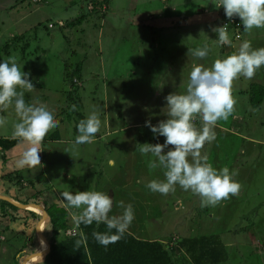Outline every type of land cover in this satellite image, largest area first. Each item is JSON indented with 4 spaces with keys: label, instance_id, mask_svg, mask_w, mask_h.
I'll return each mask as SVG.
<instances>
[{
    "label": "rangeland",
    "instance_id": "obj_1",
    "mask_svg": "<svg viewBox=\"0 0 264 264\" xmlns=\"http://www.w3.org/2000/svg\"><path fill=\"white\" fill-rule=\"evenodd\" d=\"M91 1L0 0V62L15 56L35 85L34 91H25L26 103L39 101L54 107L56 118L65 123L59 138L52 136L56 128L45 136L37 168H21L17 164L20 158L14 159L12 166L26 181V190L45 191L54 202L57 196L64 199V192L96 190L110 195L113 191L116 200L109 216L123 213L120 201L131 204L134 219L128 230L141 239L167 242L186 234H218L226 259L217 264H264V99L258 108L250 101L255 84L264 89V66L252 79L240 76L233 81L235 111L227 120L218 121L216 139L202 149L216 169L238 171V195L216 206L201 207L199 195L179 185L167 195L152 192L147 184L163 180L164 169H150L148 162L155 157L138 149L144 143L162 144L166 137L153 133L146 122L157 125L168 118L165 98L186 91L193 66L210 67L215 58L232 54L228 44L225 48L213 44L218 38L213 28L223 21L225 11L223 6L216 7L219 0H106L103 7L107 12L100 17L90 12ZM198 6L205 10L198 13ZM193 13L198 14L185 22L183 15ZM84 14L81 23L59 25ZM240 28L234 52L245 39L253 48H264V28L244 33L242 25ZM231 30L228 32L234 37ZM16 35L23 38L13 39ZM11 41L9 49L1 47ZM205 42L211 47L205 59L188 54L189 48L202 47ZM77 66L82 67L81 81L73 84L68 74L74 75ZM73 105L75 110H70ZM94 109L102 121L95 141L76 144L79 121ZM0 116L7 118V124L0 127V141L8 135L5 145L11 143L16 149L24 144L13 136L18 117L10 111L0 112ZM196 124L202 126L199 119ZM173 147L169 145L164 152ZM9 172L15 171L5 173ZM60 203L56 208L62 209ZM32 222V227L37 224ZM21 227L14 234L29 248L31 241L24 240L33 230ZM10 232H5L8 237ZM12 241L14 247L16 241ZM38 246L42 249L39 242ZM13 247L0 244L5 256ZM19 250L24 255L27 252ZM179 257L178 263L184 264Z\"/></svg>",
    "mask_w": 264,
    "mask_h": 264
},
{
    "label": "clouds",
    "instance_id": "obj_2",
    "mask_svg": "<svg viewBox=\"0 0 264 264\" xmlns=\"http://www.w3.org/2000/svg\"><path fill=\"white\" fill-rule=\"evenodd\" d=\"M215 4L217 8L223 6L228 18L238 16L245 31L264 28V0H219ZM213 31L218 33L214 45H231L227 24L215 27ZM210 51V45L205 42L202 47L189 48L188 54L203 60ZM261 66H264V48H253L249 41H244L237 51L222 59L217 58L210 67L203 64L193 66L186 91L170 93L165 98L168 118L157 125L146 122L153 133L166 137L164 143H144L138 149L143 155L151 153L155 157L148 162L150 169H164L163 180L153 179L147 184L152 192L167 195L179 185L183 190L199 195L201 207L216 206L222 200L238 195L241 189V183L235 179L238 171H230L228 167L216 169L208 156L202 154V149L216 139L218 121L227 120L235 111L237 101L233 95V81L240 76L252 79ZM29 76L30 73L21 70L15 56L0 62V112L14 109L19 122L13 125V136L28 145L17 162L21 168H35L41 164L44 138L60 123L54 107L39 101L26 103L25 91L35 90ZM75 108L73 105L70 110ZM197 119L202 126L197 127ZM6 124L7 118L0 116V127ZM101 126L100 112L94 109L79 121L75 143H93ZM169 145L174 147L165 153L164 149ZM62 195L67 202L66 210H80L69 212L76 224L95 222L107 226L108 232L93 233L101 245L108 246L119 240L134 219L133 206L125 205L123 201L119 202L123 213L109 216L115 198L108 192L88 190ZM113 229L115 234H110ZM76 243L80 245L82 240Z\"/></svg>",
    "mask_w": 264,
    "mask_h": 264
},
{
    "label": "trees",
    "instance_id": "obj_3",
    "mask_svg": "<svg viewBox=\"0 0 264 264\" xmlns=\"http://www.w3.org/2000/svg\"><path fill=\"white\" fill-rule=\"evenodd\" d=\"M97 1L99 2V0L91 1L92 9L90 12L97 13L100 17H103L107 12V9L103 7V5L105 6L106 0H100L102 4H98ZM86 16L87 14H84L77 19L65 21L59 25L62 27L67 25L72 26L76 23L83 22ZM221 16L223 21L228 19L225 12H222ZM233 18L236 21L240 20L238 16ZM22 38V35L13 37L15 40ZM232 38L234 40V37ZM12 42H7L1 47L9 49V45ZM16 42L18 43V41ZM222 47L226 46L223 45ZM81 69V66H77L74 75L68 74L71 76L73 84H80ZM255 85L253 86L255 88L250 92V95L252 93L250 101L253 107L258 108L264 99V89L259 84ZM70 99H73V97H70ZM76 102L78 103L77 100ZM1 179L13 183L16 186L15 189H23V177L20 176L17 170L15 172L4 173L1 175ZM17 197L15 200L21 203L41 205V201L37 199L31 200V197L29 198L27 196H21L19 199ZM44 204L46 212L50 216L49 224L44 231V235L49 241L50 251L46 259L40 264H179V256H181L184 264H217L226 259L225 248L220 242L218 234H207L203 236H190L186 234L183 237H171L173 239L166 242L157 239H141L134 232L127 231L115 243L104 246L93 235L94 232H108L107 226L104 223L96 224L93 222L91 225H85L83 223L76 224L75 221H71L72 216L70 217L69 215L70 210H66L63 205L59 206L60 208L62 207V210L56 208L58 206L57 202L51 203L47 200ZM26 211L6 200L0 199V216L9 219L12 225L10 228L15 229V226L19 227L21 222H28L27 214L25 215ZM27 212L32 214V218L35 221L42 218L35 211L29 210ZM69 230H74L76 233L67 234V236L63 235L64 231L68 232ZM110 234H115V229ZM29 240L31 241V247L38 245L37 225L34 233L29 236ZM78 240H82L80 245L76 243ZM45 245L47 246V244ZM20 252L17 256V264H19L18 260L23 255Z\"/></svg>",
    "mask_w": 264,
    "mask_h": 264
},
{
    "label": "crops",
    "instance_id": "obj_4",
    "mask_svg": "<svg viewBox=\"0 0 264 264\" xmlns=\"http://www.w3.org/2000/svg\"><path fill=\"white\" fill-rule=\"evenodd\" d=\"M108 3H107V7H108ZM197 12L198 13H201V12H203L205 9L204 8H202V6H198L197 7ZM215 10V9H214ZM213 10V11H214ZM198 13H193V14H191L190 16H186V15H183V16H185L184 17V21L186 22V21H189V19L190 18H192V16H195L196 14H198ZM211 13V12H210ZM163 15H168V12L167 13H165V14H163ZM159 17H161L162 18V15H159ZM60 22V21H59ZM215 22H217V21H215ZM218 22H220V24H222V22L223 21H218ZM242 22V21H241ZM61 23V22H60ZM190 24V23H189ZM206 25H207V23H206ZM242 26H243V30H242V32L244 33V25H243V23H242ZM231 30V29H230ZM232 31V30H231ZM240 31H241V29H240ZM233 32V31H232ZM228 34H229V38H231L232 40H231V45H229V46H231V49H232V53L234 52V48L236 47V42L238 41V40H233V38H232V36H231V33L230 32H228ZM240 40V39H239ZM244 41H247L246 39L244 40ZM219 45L217 44V46H216V48L218 47ZM225 46H227V44L225 45ZM223 48H225V47H223ZM219 56H221V54L219 55ZM210 58H212V57H214V56H212V55H210L209 56ZM218 58V57H217ZM217 58H215V60L217 59ZM8 111H10V113L12 114V115H15L16 116V114H15V111H14V109H12V108H10ZM59 120H60V123H59V126L58 127H56V132L55 133H53L52 134V136H54V138H59V137H57L58 136V134H59V129H60V127H62V128H64L65 127V123H64V121H63V119L62 118H59ZM8 137V135H6V137L4 136H2V141H0V155L2 156H0V195H3V196H10L11 198H13V199H15L16 198V196H18L17 198L19 199L21 196H27V197H31V200H34V199H37V200H39V201H41V205H39L40 206V208H38V207H35L34 205H37V204H32V203H30V204H28L29 206H31V207H33V208H36V209H38V210H40V211H42V212H40V213H38V214H40V216H42V218L39 220V221H36L37 222V224H35V226H33L32 227V224H33V222L32 221H35V220H33V218H32V214H30L29 212H27V211H29V210H31V211H34V210H32L31 208H21V209H23L24 211H26V213H25V215L27 216V218H28V222H26V221H24V222H21L20 224H19V227H17V226H15V229L14 228H10V227H12V225H11V223L9 222V220L7 219V218H2L1 216H0V241L1 242H6V241H8L7 243H0V244H7L8 246H11V247H13V244H12V239H15V241H16V245H14V247H13V252L12 253H10L8 256H5L4 254H3V251H2V249L0 248V264H17V262H16V260H17V256L19 255V251H21L20 253H22L23 254V251L24 250H19L20 248L21 249H26V254L24 255H22V257H24V256H26L22 261L20 260H18L19 261V264H23L24 262H25V264H40V263H42L45 259H46V257H47V255H48V253H47V255H46V257L44 258V259H41V260H39V261H37L38 260V257H36V256H33L34 254L36 255V254H38V253H41V250H43L44 248H42V249H40L39 250V246L37 245V246H33V247H29V248H27L26 247V245H22V241H21V237H19V236H16L15 234H14V231L15 230H19L20 228H22L21 226H23L24 228H28V227H30V224H31V227H30V230H33L32 231V233L30 234V235H32L33 233H34V231H35V229H36V225H37V229H38V223L42 220V221H44L45 222V227L44 228H42L43 226H41V231L43 232V235H44V231H45V229H46V227L48 226V224H49V221H50V216H49V219L47 220L46 219V217L45 216H43V212L44 211H46V209H45V201L47 202V200H48V202H54V200H55V198L54 197H52V199H50L49 197H48V195L45 193V191H42V190H39V191H34V192H28L27 190H26V186L24 185V183H26V181H23V189H21V190H18V189H14V191L15 190H17V194H15V193H13L12 192V189H11V186H12V184H11V182H9V181H6V180H4V179H1V175H3L5 172H8L9 170L11 171H16L17 169L14 167L13 168V161H14V159L17 157V158H21L22 157V154H23V152L26 150V148L28 147V145L24 142V144H22L23 143V141L21 140V144L22 145H20L19 147H17L16 149H13V146H12V144L11 143H6V145L4 144V142H3V140L4 139H6ZM60 140V139H59ZM44 147V146H43ZM45 149V148H44ZM44 151V150H43ZM43 151L40 153V156H42L43 155ZM37 168V167H36ZM19 184H21V183H19ZM8 192H9V194H8ZM110 196H112V197H114L115 198V195H114V192L113 191H111V193H110ZM1 199V198H0ZM4 200V199H3ZM45 200V201H44ZM62 200H64V199H62V197H60V196H57L56 197V202L58 203H60V204H62L64 207H65V205L63 204V202H62ZM115 200H116V198H115ZM20 208V207H19ZM79 211V210H78ZM77 211V212H78ZM36 212V211H35ZM26 218V217H25ZM24 218V219H25ZM23 223V224H22ZM24 224H26V226H24ZM29 225V226H28ZM14 227V226H13ZM8 229H11V232H10V234H11V236L10 237H8V233L6 234L5 232L8 230ZM72 231V232H71ZM128 231H130V230H128ZM131 232V231H130ZM76 233V231H74V230H69L68 232L67 231H64L63 232V235H65V236H67V234H75ZM134 234H135V232H134ZM5 235L7 236V238L5 237ZM29 235V236H30ZM136 235V234H135ZM45 236V235H44ZM69 236V235H68ZM6 239V240H5ZM47 239V238H46ZM28 240H29V237L27 236L26 237V239L24 240L25 242L24 243H27L28 242ZM37 240H38V242L41 244V246H42V240H40V238L38 237V232H37ZM47 241H48V239H47ZM46 243V242H45ZM48 243H49V241H48ZM47 244V243H46ZM17 246H22V247H19L18 249L16 248ZM16 250H17V252H16ZM50 251V250H49ZM7 253H8V250L6 251ZM33 252V253H32ZM29 254V255H28ZM35 261V262H34ZM37 261V262H36ZM34 262V263H33Z\"/></svg>",
    "mask_w": 264,
    "mask_h": 264
},
{
    "label": "water",
    "instance_id": "obj_5",
    "mask_svg": "<svg viewBox=\"0 0 264 264\" xmlns=\"http://www.w3.org/2000/svg\"><path fill=\"white\" fill-rule=\"evenodd\" d=\"M0 198H1V199H4V200H6V201H8V202H10V203H12V204H14V205L20 207V208H27V209H28V208L31 207V206H29L28 204L21 203V202H19V201L13 199V198H11V197H8V196L0 195ZM34 206H37V207L40 208L39 205H34ZM43 216H45L47 220L49 219V214H48L46 211L43 212ZM42 220H43V219H42ZM42 220L38 223V229H37V232H38V237L40 238V240L46 242V243H47V246H45V248H44L43 250H41V253H38V254H36V255H35V254L33 255V256L38 257V260H37V261H39V260H41V259H44V258L46 257V255H47V253H48L49 250H50V245H49V243H48L46 237L43 235V232L41 231V226H42L43 224H45V222L42 221ZM46 224H47V223H46ZM46 224H45V225H46ZM46 243H45V244H46ZM37 261H36V262H37ZM23 264H25V262H24Z\"/></svg>",
    "mask_w": 264,
    "mask_h": 264
},
{
    "label": "built area",
    "instance_id": "obj_6",
    "mask_svg": "<svg viewBox=\"0 0 264 264\" xmlns=\"http://www.w3.org/2000/svg\"><path fill=\"white\" fill-rule=\"evenodd\" d=\"M224 22H226L225 24L228 25V30L233 28L234 31H233V36L235 39H238L240 38V26L242 25L241 24V20H237L234 19V18H228L226 19ZM224 22L221 24L222 26L225 25ZM72 232V231H71Z\"/></svg>",
    "mask_w": 264,
    "mask_h": 264
},
{
    "label": "bare ground",
    "instance_id": "obj_7",
    "mask_svg": "<svg viewBox=\"0 0 264 264\" xmlns=\"http://www.w3.org/2000/svg\"><path fill=\"white\" fill-rule=\"evenodd\" d=\"M32 210H34V211H36V212H38V213H40V212H42V211H40V210H38V209H36V208H33V207H30ZM45 227V225L42 227V228H44ZM45 243H44V241H42V248H45Z\"/></svg>",
    "mask_w": 264,
    "mask_h": 264
}]
</instances>
